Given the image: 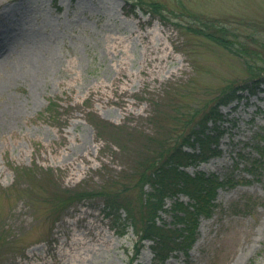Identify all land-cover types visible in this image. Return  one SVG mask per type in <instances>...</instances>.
Instances as JSON below:
<instances>
[{"label":"rangeland","instance_id":"rangeland-1","mask_svg":"<svg viewBox=\"0 0 264 264\" xmlns=\"http://www.w3.org/2000/svg\"><path fill=\"white\" fill-rule=\"evenodd\" d=\"M51 1L0 0V264H151V242L135 255L131 228L119 236L99 198L69 206L61 198L100 186L128 187L134 198L130 158L143 146L159 150L148 141L153 109L176 98L180 110L200 113L249 74L207 39L131 15L124 0ZM156 1L227 27L264 74V0ZM220 114L219 155L187 171L229 183L199 219L188 255L163 264H264V171L256 178L245 169L258 158L264 91L242 93ZM188 129L163 137L172 143ZM160 217L171 224L170 213ZM80 236L88 246L72 243Z\"/></svg>","mask_w":264,"mask_h":264},{"label":"trees","instance_id":"trees-1","mask_svg":"<svg viewBox=\"0 0 264 264\" xmlns=\"http://www.w3.org/2000/svg\"><path fill=\"white\" fill-rule=\"evenodd\" d=\"M52 3L55 4L56 0H52ZM124 5L134 16L141 13L147 15L150 20L157 19L163 25L176 27L178 31L207 39L238 57L249 74L242 82L224 86L215 97L213 105L204 108L200 113L180 110V99L176 98L169 99L168 109H153V127L157 132L154 137H149L148 141L149 144L157 145L159 150L147 148L149 150L146 151V146H143L140 152L137 149L130 158L129 176L136 178L134 187L137 188V193L134 198L125 194L124 191L128 187L115 191L103 186L92 192L75 190L74 195L61 198V202L68 203V206L93 199L90 198L92 196L99 198L103 215L110 220L119 236L125 235L128 228H131L135 255L146 241H150L151 264H163L175 253L188 255L196 239L199 219L212 214L216 206L214 201L217 190L229 183L228 180H219L215 175H207L202 171L190 173L187 168L219 155L217 139L221 133L218 128L222 121L220 108L240 101L244 92L255 95L258 91H264V74L258 72V67L249 64L248 59L258 55L236 41L235 35L231 34L227 27L215 24L213 20L199 19L189 14L185 8L179 12L166 10L163 4L156 0H124ZM52 106L51 103L49 107ZM171 106H176L173 111ZM177 127L182 130L188 127L189 129L184 134H178L172 143L168 142L163 137L164 134L170 135L173 128ZM108 128L106 125H97L98 130L104 131ZM255 137L257 143L254 150L258 158L249 160L245 169L250 175L258 178L264 171V131ZM259 142L263 143L260 145ZM136 154L138 156L134 158ZM23 172L16 169L17 175L26 177L27 173L21 174ZM46 179L52 180L53 177L48 175ZM53 195L59 196L56 193H52ZM181 196L186 197L187 202H183ZM167 200L170 201L168 209L165 207ZM163 212L170 213L171 224L161 220L160 213Z\"/></svg>","mask_w":264,"mask_h":264},{"label":"bare ground","instance_id":"bare-ground-1","mask_svg":"<svg viewBox=\"0 0 264 264\" xmlns=\"http://www.w3.org/2000/svg\"><path fill=\"white\" fill-rule=\"evenodd\" d=\"M159 59H160L159 57L150 58L149 62H155V61H158ZM74 166H75V168L77 167V165H75V163H74ZM72 243L73 244L75 243L76 246L85 247V246H88L89 241L85 240L83 236H80V237L74 238ZM76 256H80L79 253L76 254Z\"/></svg>","mask_w":264,"mask_h":264}]
</instances>
